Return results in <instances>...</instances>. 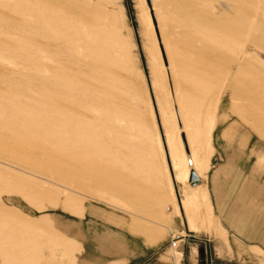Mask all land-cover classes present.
Masks as SVG:
<instances>
[{"label": "rangeland", "instance_id": "374dc122", "mask_svg": "<svg viewBox=\"0 0 264 264\" xmlns=\"http://www.w3.org/2000/svg\"><path fill=\"white\" fill-rule=\"evenodd\" d=\"M150 1L168 65L147 0H0V262L128 252L146 264H258L213 237L219 221L185 167L221 107L230 117L206 183L228 153L235 163L264 150V8ZM234 120L226 153L218 134ZM74 241L73 258L61 246Z\"/></svg>", "mask_w": 264, "mask_h": 264}, {"label": "crops", "instance_id": "0c3cea01", "mask_svg": "<svg viewBox=\"0 0 264 264\" xmlns=\"http://www.w3.org/2000/svg\"><path fill=\"white\" fill-rule=\"evenodd\" d=\"M227 109L221 107L217 111L212 131L214 153L212 152L211 163L213 156L218 152L214 143V133L218 125L223 124L230 117ZM237 122L234 120L223 127L218 134L219 145L226 153L231 147V139L236 134ZM218 154L221 156V151ZM233 155L228 153L227 161L220 163L212 170L209 178L207 175L208 207L211 209L212 204L213 213L219 221L218 233L222 236H216L214 232L211 234L221 245L248 250L256 258L258 264H263L261 261L264 254L253 252L252 248H258L264 252V161H262L264 150L252 147L251 154L241 153L239 158L235 159V163ZM252 155L254 156L253 165L246 168ZM234 176L239 178L238 185L235 186L229 184ZM45 215L47 214H43V216ZM237 243L239 247H236ZM74 244L78 246L79 243L74 241L68 245L63 242L61 249L64 254H71L74 258V254H72ZM106 261L104 264H146L144 257L134 258L128 252L116 255ZM3 262L2 260L0 264H4ZM84 262L85 264H100V261L85 260Z\"/></svg>", "mask_w": 264, "mask_h": 264}, {"label": "bare ground", "instance_id": "6f19581e", "mask_svg": "<svg viewBox=\"0 0 264 264\" xmlns=\"http://www.w3.org/2000/svg\"><path fill=\"white\" fill-rule=\"evenodd\" d=\"M148 7L150 8V15L152 19V23L154 26V30L156 33V37L159 43L160 51L162 52V56L164 59V64L168 65V61L166 59V54L164 47L162 45V40L160 36V32L158 29V23L156 20V16L152 7V3L150 0H147ZM222 4L230 10V12H239V13H246L245 11L248 9V7H254L257 6L259 8H264V0H239L237 3V7H233V5H227L226 2L221 1ZM250 24L253 25V23L257 22V18L254 16L250 18L249 20ZM180 119H182V112L179 111ZM180 119L178 118L179 125H181ZM214 126V118L211 119L206 127H202L198 130L197 136H196V142H193L191 139L190 146H191V153L192 157L186 158V167H185V179L188 178V174L190 173L189 179H188V185L190 187H197L202 186V191H199V197L203 199L209 206V194L207 190L206 185V174L205 171L208 167L209 158L211 154V142H212V131ZM182 140L184 143V147L186 149V152H189L188 145L186 142V136L185 133H182ZM199 153V155H198ZM189 160V161H188ZM196 188L194 189V192L187 191L184 196L186 199L193 198L195 199L198 197L196 195ZM195 194V195H194ZM101 195V194H100ZM101 197V196H100ZM103 197H105L103 195ZM111 197V196H110ZM113 198V197H112ZM114 199V198H113ZM112 199V200H113ZM117 200V198H116ZM115 201V199H114ZM121 200H119L120 202ZM122 203V201H121ZM117 204V203H116ZM124 205V204H123ZM122 205V207H123ZM120 206V205H119ZM128 208V207H127ZM177 255H181L180 252L174 251ZM176 256V255H175Z\"/></svg>", "mask_w": 264, "mask_h": 264}]
</instances>
